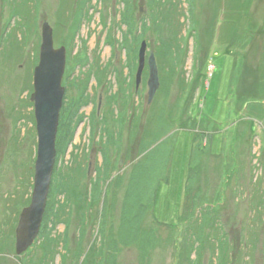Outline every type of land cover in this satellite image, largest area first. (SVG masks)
Instances as JSON below:
<instances>
[{
  "label": "rangeland",
  "instance_id": "obj_1",
  "mask_svg": "<svg viewBox=\"0 0 264 264\" xmlns=\"http://www.w3.org/2000/svg\"><path fill=\"white\" fill-rule=\"evenodd\" d=\"M151 1L0 0V264H264V0H156L159 29L156 18L152 22ZM241 8L240 18L232 13ZM127 17L133 19V33H144L138 56L143 40L147 57L159 53L163 43L172 47L163 61L170 65L169 52L177 56V79L166 66L156 94L170 127L161 123L159 133L166 135L142 152L144 124L156 99L149 103V68L135 86L137 60L130 77L131 108L122 104L120 112L132 121L133 106L140 103L139 126L126 122L123 137L114 114L107 127L93 130L89 118L79 123L51 183L47 226L27 252L17 255L16 228L34 189L38 135L31 95L42 25L48 21L55 46L66 47L68 70L74 67L78 75L94 70L95 63L108 65L104 81L116 90L110 71L124 67L128 73L127 53L130 59L134 54L121 44L129 32ZM96 86L93 77L94 103L83 110L87 117L97 110L101 118L110 86ZM202 136L209 140L201 141ZM146 154L142 166L149 167L129 185ZM105 155L113 164L112 179L120 183L108 194L103 188L98 198ZM129 187L133 193L125 212ZM136 197H146L149 205H138ZM123 221L144 231L152 246L118 243L110 260L100 254L101 232L121 241Z\"/></svg>",
  "mask_w": 264,
  "mask_h": 264
},
{
  "label": "trees",
  "instance_id": "obj_2",
  "mask_svg": "<svg viewBox=\"0 0 264 264\" xmlns=\"http://www.w3.org/2000/svg\"><path fill=\"white\" fill-rule=\"evenodd\" d=\"M30 1H32V0H13V2H18L19 4L28 3ZM13 2H11V5ZM63 6L64 5L62 2V7ZM239 8H240V6H239ZM128 9H129V7H128ZM151 9H152V12H151L152 22L156 18L154 26L159 29V25H158L159 24V17L158 16L156 17V15L158 13L156 0L151 1ZM241 10H242V8L238 9L237 11L235 10L232 13L233 14L238 13V15H236V16H239V18H240L242 15ZM129 12H130V10H128V12H127L128 16H129ZM17 14H19V13H17ZM134 14H135V11H134L133 15ZM130 16H131V12H130ZM233 16H235V15H233ZM237 19L235 20L236 25L239 22V20L237 21ZM232 20H234V19H232ZM232 20H229V23H234V21H232ZM126 21L129 23V32L128 31H127V33L124 32L125 33L124 34V41L121 44L124 45V43H125V45L128 46V47L127 46L126 47L134 53L133 56L131 57V59H133V63L130 59V52H129V53H127L129 61H127L128 63L125 66V67L129 68V72L125 73L123 71L124 67L122 70L114 67V69L110 71V74L115 73V75H116V86H117L116 90H113V85H112L111 81H110V83H105V81H104V80H107L106 79L107 73L110 69L108 65L107 66L105 65L102 67V66H99L97 63H95L96 67H93L94 70L90 67L88 72H81L78 75H76V73H75L76 68L72 67L74 65L71 66L73 69L68 70L66 68L65 81L63 82V85L66 87V94H65L64 104H63V107L61 110V116H60V125H59L58 137H57V159H56V165H55V169H54V173H53V179H52L53 181L56 177L55 174H56V170H57V167L59 164L60 156L62 154L64 155V153L66 152L65 150L67 149L68 145L73 142L74 136L76 134L77 126H79V123H81L85 119L89 118V120L91 121V125L93 127V130H95L98 125H100L102 128L104 123H106V127H107L108 122H109L108 117H110L109 115L114 114V118L116 117L118 119V121L120 120L119 126H118L119 127L118 133H120L124 137V127L123 126L126 122L129 124L131 119L127 118L125 112L123 113L122 110H121V112L123 114H121L120 108H122V104L124 105V107H126V109L131 108L132 85L130 83V77H131L133 72L135 73V70L137 68V60H138L137 45L139 44V40L141 39L142 34L144 35L143 32H141V34L133 33L134 32L133 28H132L133 27V19H131V21H130V19H128V17H127ZM134 22H135V19H134ZM143 22H145V21L142 20L141 23H143ZM168 22H171V24H172V19L169 18ZM80 23L81 22H79V24ZM130 24L132 27L130 26ZM125 40H126V42H125ZM170 43L176 44V39L170 40ZM160 46H163L162 49L159 50V53H161V54L158 53V50H157V52L155 51V56H156V60H157L160 72H162L163 69L167 66V68L171 74V78L177 79V76H178L177 56H175L173 53L169 52L171 54L170 55L171 62H170V65H168V62L166 63V61H163V58H165V57L168 58L169 55L167 54V55H165V57H163V54L168 50L172 51V49H171L172 47L165 46L164 43H163V45H160ZM132 48L134 50H132ZM75 64L79 65V62L75 63ZM170 69H171V71H170ZM147 71H148V66L145 68V73L148 74ZM161 76H162V74H161ZM93 77L97 81V86L104 85V87H105V84H106V86H108V84L110 86V88H107V93L105 94L104 105H103V108H104L103 110L105 111L106 114L104 115V117H101V118L99 117V115H97L98 114L97 110H96V112L93 110L90 117H87V115H85L84 110H83L85 107L89 106L91 103H94V97H93L94 95H91L90 91H89L90 82H91V79ZM145 79L147 80V77H145ZM164 80H165V78H164ZM68 81L70 82L69 84H68ZM143 83H144V81H143ZM70 88L74 90L72 95L69 92ZM162 88H163V86L160 89L162 90ZM158 93H160V90ZM158 98H159L158 95L154 98V100L156 99L155 102H153L154 107H153V105L151 106L150 113L147 114V118H146V121L144 124V136L142 137V140L140 142V145H141L140 148L143 149V150L141 149L143 153L146 150H148L149 148H151L150 143L153 144L154 141L156 142L155 138H158L160 140L163 136L166 135L164 133H159L161 123H162V125H166V126L170 127V123L164 117L165 113L162 112V111H165V109L163 107H161L160 105H158V103H156L158 101ZM155 103H156V105H155ZM126 109L124 108L123 111H125ZM118 113L120 114L119 117H118ZM125 118H127V120ZM140 118H141V115H140V103H139L138 105L133 106L131 125L132 126H135V125L139 126ZM171 119H173V118H171ZM173 121H176V120L173 119ZM186 125H187V121H186V123H184V126H186ZM132 126H130V127H132ZM105 134L109 135V138L111 141V138H113V136L111 135L112 134L111 129L110 130L108 129V132H106ZM149 138L151 140L148 141ZM201 138H202L201 141L209 140V139H206L204 136H202ZM144 139L146 140V142H144ZM60 143L62 145V148H61ZM205 145H207V144H205ZM149 154H150V152H149ZM146 158H147V154L144 155L141 158V160L136 163V165H135L136 169H134L135 172L133 171L131 174V177H130L131 183H129V185L130 184L133 185L135 183L137 172H139L142 168L149 167V164L148 165L145 164L144 166H142V162L144 160H146ZM112 165L113 164L109 163V159L105 155V163L103 164L104 168L99 169V172H100L99 176H98L99 185H97L98 198L100 196H102L103 188H105L107 186L106 190H107V194H108V192L111 191V188L113 191H115V189H113V188L116 186L117 183H120V181H118L119 178L115 177L112 179V175H113V171H112L113 166ZM79 167H80V170L83 174L86 171V169H84V167L82 165ZM53 181H52V184H53ZM160 183L161 182L158 181V179H157L156 183H155V185H156L155 190H154L156 193L158 192ZM129 189H130V187H129ZM139 189H137L134 192V194L137 193L139 191ZM52 190H54V189L51 186V192H52ZM128 193H129V195H128ZM132 193L133 192L131 191V189H130V192L129 191L127 192L126 201H125V212H127V210L128 211L130 210L129 206H130L131 198L129 196L132 195ZM129 198H130V200H129ZM136 198L139 199L140 197H136ZM141 198L142 199L137 200V201H139L138 205L140 204L141 206L144 207L146 205L145 203L147 202L148 199H146V197H141ZM154 198H156V197H152V200L150 202V204H153V206L156 202V199H154ZM147 204L149 205L148 202H147ZM153 206H152V213H153V216L155 218V214L153 212ZM47 208H49V207H47ZM147 210H149V206L146 207L145 211H147ZM47 211H48V209H47ZM210 216H212V215H210ZM132 221H134V220H132ZM156 221H157V219H156ZM46 223H47L46 220H44L43 225H42V229H44V226H47ZM131 223H133V222H131ZM158 223L161 225H164L160 222H158ZM120 227H122V228L119 229L118 235H119V239L121 241L116 240V239L114 240V237L110 238V236L108 234L106 235L105 229L102 230L101 237H102V240H104L103 244L100 246V254L102 256H105L106 258H110V260L116 258V254H118L116 246L118 247V243H121V244L126 245V246H131L134 243L139 245V247L140 246L144 247V244H146L147 245L146 247H149V248H150V246H152V243L147 244L150 241L144 240V238L142 236V234L144 235V231L141 232L139 227H138L139 233L137 230H134L135 227L133 225H129L125 221H123V225H121ZM42 229H41V231H42ZM136 231L138 233L137 235H135ZM217 240H218V242H220V238H218ZM221 251H222V249H221Z\"/></svg>",
  "mask_w": 264,
  "mask_h": 264
},
{
  "label": "water",
  "instance_id": "obj_3",
  "mask_svg": "<svg viewBox=\"0 0 264 264\" xmlns=\"http://www.w3.org/2000/svg\"><path fill=\"white\" fill-rule=\"evenodd\" d=\"M147 51L148 43L143 40L139 49L136 87H140L148 65L147 83L151 103L161 87V79L155 53L151 51L147 57ZM66 68L67 49L55 46L54 29L45 21L42 25L40 61L34 69V92L31 95L38 134L34 189L31 203L23 209L16 228L17 255L27 252L41 232L57 159V137L66 94L63 85Z\"/></svg>",
  "mask_w": 264,
  "mask_h": 264
},
{
  "label": "flooded vegetation",
  "instance_id": "obj_4",
  "mask_svg": "<svg viewBox=\"0 0 264 264\" xmlns=\"http://www.w3.org/2000/svg\"><path fill=\"white\" fill-rule=\"evenodd\" d=\"M148 66V65H147ZM66 73V72H65ZM65 77V76H64ZM66 88V87H65Z\"/></svg>",
  "mask_w": 264,
  "mask_h": 264
},
{
  "label": "bare ground",
  "instance_id": "obj_5",
  "mask_svg": "<svg viewBox=\"0 0 264 264\" xmlns=\"http://www.w3.org/2000/svg\"><path fill=\"white\" fill-rule=\"evenodd\" d=\"M37 129V128H36ZM38 135V134H37Z\"/></svg>",
  "mask_w": 264,
  "mask_h": 264
}]
</instances>
